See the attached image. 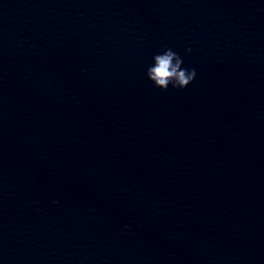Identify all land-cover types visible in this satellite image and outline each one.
<instances>
[{
  "label": "clouds",
  "instance_id": "obj_1",
  "mask_svg": "<svg viewBox=\"0 0 264 264\" xmlns=\"http://www.w3.org/2000/svg\"><path fill=\"white\" fill-rule=\"evenodd\" d=\"M186 52H191V48L186 49ZM152 60V64L146 69V76L158 89L166 91L169 86L184 89L197 75L195 68L182 67L183 58L171 47L155 54Z\"/></svg>",
  "mask_w": 264,
  "mask_h": 264
}]
</instances>
